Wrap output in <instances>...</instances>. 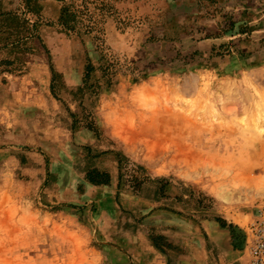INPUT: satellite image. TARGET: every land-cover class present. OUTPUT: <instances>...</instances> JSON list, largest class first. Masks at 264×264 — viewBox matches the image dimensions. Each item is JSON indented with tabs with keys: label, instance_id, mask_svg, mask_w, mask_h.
<instances>
[{
	"label": "rangeland",
	"instance_id": "1",
	"mask_svg": "<svg viewBox=\"0 0 264 264\" xmlns=\"http://www.w3.org/2000/svg\"><path fill=\"white\" fill-rule=\"evenodd\" d=\"M263 204L264 0H0V264H248Z\"/></svg>",
	"mask_w": 264,
	"mask_h": 264
},
{
	"label": "built area",
	"instance_id": "2",
	"mask_svg": "<svg viewBox=\"0 0 264 264\" xmlns=\"http://www.w3.org/2000/svg\"><path fill=\"white\" fill-rule=\"evenodd\" d=\"M247 226L248 264H264V204Z\"/></svg>",
	"mask_w": 264,
	"mask_h": 264
},
{
	"label": "trees",
	"instance_id": "3",
	"mask_svg": "<svg viewBox=\"0 0 264 264\" xmlns=\"http://www.w3.org/2000/svg\"><path fill=\"white\" fill-rule=\"evenodd\" d=\"M70 16L69 12H68V9L67 7L63 8L61 13H60V18H59V21H61L60 23L61 24H64L66 23L67 21V18ZM88 178V176H87Z\"/></svg>",
	"mask_w": 264,
	"mask_h": 264
}]
</instances>
